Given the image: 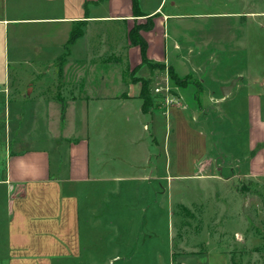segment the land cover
Wrapping results in <instances>:
<instances>
[{"label": "crops", "instance_id": "obj_1", "mask_svg": "<svg viewBox=\"0 0 264 264\" xmlns=\"http://www.w3.org/2000/svg\"><path fill=\"white\" fill-rule=\"evenodd\" d=\"M163 3L157 0L145 11L137 0L141 17H135L132 0H0V264H146L147 251L161 264L155 227L162 214L147 210L142 186L149 187V207L158 206L173 178L184 176L170 174V159L162 162L161 145L147 138L153 115L141 111L140 85L131 82L146 65L128 34L151 17L152 29L139 33L146 58L177 72L190 54L183 50L190 41L166 34L176 16L164 14ZM80 24L82 36L64 56L70 32ZM110 26L120 28L117 37L100 30ZM82 41L83 51L76 48ZM103 57L107 65L99 69L97 59ZM22 61L37 82L26 81L27 92L10 73ZM249 97L250 105L262 101L259 93ZM89 107L105 116L95 111L90 117ZM171 108L180 112L170 107L169 114ZM172 134L165 132L168 143ZM164 149L169 156L171 147ZM201 160L187 178L225 182L211 172L209 157ZM249 176L264 178V172ZM130 198L142 207H132ZM147 230L153 235L148 241ZM174 247L168 244L165 264H232L226 248L203 251L191 242L179 256Z\"/></svg>", "mask_w": 264, "mask_h": 264}, {"label": "rangeland", "instance_id": "obj_2", "mask_svg": "<svg viewBox=\"0 0 264 264\" xmlns=\"http://www.w3.org/2000/svg\"><path fill=\"white\" fill-rule=\"evenodd\" d=\"M156 2L140 0L145 11ZM162 9L164 14L176 16L168 21L166 34L169 38L184 36L183 43L190 42L183 50L194 56H186L178 73L170 65L158 63L151 77H145L151 79L150 93L154 96V105L148 110L153 122L147 138L150 140L152 135L151 142L154 139L161 145L162 162L170 159V174L184 176L173 178L172 188L166 190L158 206L149 207V187L142 186L147 192V210L162 214L161 225L155 227L161 264L166 263L168 244L175 246L172 251L180 256L188 252L184 246L191 242L201 249L204 246L203 251L226 248L232 264H264V178L249 176L250 171L264 172V0H164ZM100 30L117 37L120 28ZM97 42L94 47L99 46ZM85 43H78L76 48L83 51ZM107 46L102 42V47ZM97 61L99 69L107 65L105 57ZM28 68L25 61L10 66L11 75L20 78L17 84L25 92L31 89L26 81L37 85L27 73ZM171 70L176 80L170 79ZM186 72L190 74L182 76ZM147 74L149 69L143 66L131 82ZM233 81L235 86L223 97L219 87ZM254 93L262 95L258 106L250 105L249 96ZM213 95L220 101H215ZM34 99L33 94L27 100ZM170 107L180 112L171 108L169 114ZM57 109L51 108L53 112ZM88 109L90 117L95 118V111L105 116L95 107ZM257 112L263 116L257 117ZM101 123L104 126L105 122ZM48 131L55 136L50 127ZM169 131L173 134L168 143L164 135ZM164 146L171 147L169 156ZM202 157L210 158L211 172L223 175L225 182L187 178L197 171ZM215 163L221 166V173ZM129 202L135 209V205L142 207V202L132 198ZM143 237L148 241L153 235L147 230ZM145 263L154 264L148 251Z\"/></svg>", "mask_w": 264, "mask_h": 264}, {"label": "trees", "instance_id": "obj_3", "mask_svg": "<svg viewBox=\"0 0 264 264\" xmlns=\"http://www.w3.org/2000/svg\"><path fill=\"white\" fill-rule=\"evenodd\" d=\"M132 11L135 17H141L139 9H138V4L137 0H132ZM145 24L141 25H135L133 28L129 31L128 38L130 45L132 46H137L140 49V54H141V65H146L149 70L152 72L154 69L153 67H157V63H151L147 58H146V49H147V44L145 40L140 36V31H149L153 27V23L151 20V17L146 18ZM82 24L78 25L76 28L72 29L69 35V38L67 40L66 46H65V55L67 54L69 48L75 43L77 39H79L83 32L81 30ZM62 56V57H64ZM64 58H61L60 65L58 66V73L61 72V66H62V61ZM163 65H161L162 67ZM136 71V68L133 70V72ZM169 76L171 80H176L177 77L173 74L172 70L169 72ZM188 79V78H187ZM133 83H139L140 84V92L138 98L141 100V111L143 113H148V110L153 107L154 103V96L151 95L150 93V85H151V79L150 78H136L132 81ZM63 110V107H61V111Z\"/></svg>", "mask_w": 264, "mask_h": 264}, {"label": "water", "instance_id": "obj_4", "mask_svg": "<svg viewBox=\"0 0 264 264\" xmlns=\"http://www.w3.org/2000/svg\"><path fill=\"white\" fill-rule=\"evenodd\" d=\"M235 86V81H233L231 84H229L228 86H224L220 89L221 95L223 97H226L231 90L233 89V87Z\"/></svg>", "mask_w": 264, "mask_h": 264}, {"label": "built area", "instance_id": "obj_5", "mask_svg": "<svg viewBox=\"0 0 264 264\" xmlns=\"http://www.w3.org/2000/svg\"><path fill=\"white\" fill-rule=\"evenodd\" d=\"M154 91H155V93H158L159 92V90H157V89L154 90ZM166 103H169V102H167V99H166Z\"/></svg>", "mask_w": 264, "mask_h": 264}]
</instances>
